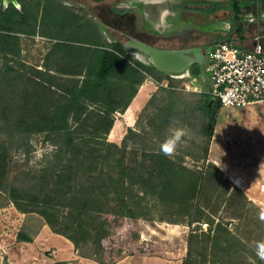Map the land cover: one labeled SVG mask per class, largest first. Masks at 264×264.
Returning a JSON list of instances; mask_svg holds the SVG:
<instances>
[{
    "label": "rangeland",
    "instance_id": "obj_1",
    "mask_svg": "<svg viewBox=\"0 0 264 264\" xmlns=\"http://www.w3.org/2000/svg\"><path fill=\"white\" fill-rule=\"evenodd\" d=\"M25 1L32 2L29 4L32 10L35 1ZM47 1L54 2L63 15L71 17L67 21L69 26L65 27L66 29L60 31L61 24L52 20L57 14H52L51 11H48L41 25V10L36 33L27 32L34 21L31 18L22 25V31L17 34L18 43L9 48L8 53H5V47L0 45V76L4 79L9 76L11 80L7 97L15 96L21 100L16 113L22 112L29 120L48 114V110L55 108L54 99L59 103L63 102L65 90L77 83L80 85L87 78L84 63L69 56L59 43L77 50L79 47L91 46L93 40L113 43L114 39L120 38L124 41L127 36L123 33L129 34L132 30V18L128 17L122 21L117 16L116 12L121 11L116 7L117 0H43L45 4ZM211 1L186 0L180 3L178 0H161L144 3L143 8L148 13L147 22L162 32L172 33L173 36L172 40L157 42L153 36H148L147 42L166 49L186 46L188 42H182L181 37L177 36L180 35L178 32L189 14L205 17L199 8L207 7ZM218 2L229 3L228 0ZM185 3L187 6L183 5ZM2 4L4 7L11 5L3 0ZM16 7L21 9L22 5ZM167 7L184 11V14L177 16L169 13ZM167 14L170 17L167 18ZM210 15L213 13L206 14V17ZM73 22H76L75 26ZM129 55L137 59L135 55ZM151 70L164 77L168 75L160 73L156 67ZM163 84H168L166 78ZM175 84L185 100L191 102L198 99L188 94L200 92L179 89L184 84L180 79H177ZM115 95L121 107L129 98L122 88L115 92ZM161 103H164L163 98L159 96L149 110L138 113L134 126L137 133L130 136L121 152L124 161L122 169L125 172H130L132 167L141 163L142 169H146L144 177L150 176V171L153 172L152 175L159 176L160 158L147 156L144 148L154 147L159 153V145L170 129L154 134L152 139H146L144 133L148 127L149 114L155 110L156 104ZM182 108L183 123L179 126L188 130V136L171 159L177 168L185 165L190 171L202 176L195 200L202 209L201 216L198 217L195 212L198 206L194 209L193 218L185 216V200L189 194L191 172L181 170L174 177L178 190L173 192L174 197L168 201L159 200L153 193L159 188H155L151 189L153 191L141 202L134 201L126 208L133 210L134 215L102 213L98 215L104 224L91 220L90 224L84 227L85 231L78 234L81 240L77 248L80 257L74 264L259 263L254 254L253 242L264 239V223L258 218L259 210L264 208V102L248 107H221L216 116L214 135L217 136L213 135L210 139L205 132L209 121L208 113L203 109L193 111L188 106ZM3 111L4 106L1 103L0 113ZM117 117L121 118L120 112L116 113L115 119ZM175 126L177 125L172 127ZM43 129L45 128L41 126L35 127L30 144L12 152L11 174H25L26 171L42 166L46 156L54 149L52 141L46 137L48 131ZM86 129H93V124L90 122ZM117 131L114 136L109 133V138L114 139ZM126 133L119 144H122ZM113 163L114 158L110 157L108 164ZM148 168L150 171H147ZM237 172L245 173L252 184L253 187L244 188L248 194L233 182L232 177ZM159 180L158 178L156 182ZM136 190L140 192L142 189L136 187ZM249 192L258 194L260 198L252 200ZM0 204H5L0 207V228L8 229L10 217L1 218V214L7 212L4 209L9 206H14L21 213L32 214L24 218L26 225L18 233L19 240L29 238L33 228L40 223H52L37 212H22L13 202H8L5 194L0 193ZM196 216L199 221H193ZM78 217L80 216L76 218ZM219 222L229 229L231 236H227L223 247H205L206 235L215 236L214 229ZM78 223L76 222V225ZM192 235L194 239L191 247Z\"/></svg>",
    "mask_w": 264,
    "mask_h": 264
},
{
    "label": "trees",
    "instance_id": "obj_2",
    "mask_svg": "<svg viewBox=\"0 0 264 264\" xmlns=\"http://www.w3.org/2000/svg\"><path fill=\"white\" fill-rule=\"evenodd\" d=\"M34 1L31 10L29 4L32 2L19 1L22 8L18 9L14 4L4 7L0 0V45L5 47V53L18 43L17 34L22 31V25L31 18L34 21L27 32L36 33L41 10H43L41 25L48 11H51L52 14H57L52 20L56 24H61L60 31L69 26L67 21L71 17L63 15L54 2L47 1L45 4L43 0ZM242 8V0H236L230 5L217 2L215 7L209 8L208 11L232 9L233 19L238 21ZM75 23L73 22L74 26ZM91 44L74 50L64 43H59L63 50L70 54L69 56L84 63L87 78L80 85L77 83L67 88L64 92V101L59 103L54 99L55 108L37 119L29 120L22 112L16 113L21 100L15 96L7 97L11 80L9 76L6 79L0 76V104L4 106V111L0 113V193L5 194L8 202H13L22 212H37L52 221L54 231L69 238L76 249L81 243L78 234L85 231L84 227L89 225L91 220L104 224L98 214L134 215L133 210L126 208L134 201L141 202L155 188H159L157 192L156 190L153 192L157 198L163 202L168 201L174 197L173 192L178 190L174 177L181 170L190 171L185 165L177 168L171 157L158 153L154 147H145L147 156L160 158L159 176L152 175L153 172L148 168L147 171H150L151 175L144 177L146 169H142L141 163L132 167L130 172H125L122 169L124 161L121 152L125 149L130 136L133 134L135 136L137 132L133 127H128L122 144L108 138L116 113L125 112L138 92L139 85L148 75L158 82V89L142 112L149 110L159 96L163 98L164 103L156 104L155 110L149 114L148 127L144 133L146 139H152L156 133L168 131L174 125L173 121L183 123L182 106H188L193 111L203 109L208 113L209 121L205 132L210 139L214 135L217 112L222 107L221 100L209 92H191L188 95L198 99L191 102L185 100L177 90L175 84L177 78L161 70L160 73L168 75L164 77L153 73L151 69L155 66L147 65L130 56L128 48L122 43L93 40ZM196 68L193 69L194 73L198 72ZM165 78L168 80L167 85L163 84ZM136 84L138 85L135 86ZM121 88L129 95L122 107L117 103L115 95ZM8 108L10 111H7ZM90 122L93 129L88 130L86 128ZM37 126L48 131L46 137L52 141L54 149L46 156L41 167L26 171L25 174H11L12 152L30 144V138ZM110 157L114 158L113 165L108 164ZM190 172L185 216L193 218L197 206L196 215L201 216L202 209L195 200L198 196L199 179L202 176L194 171ZM158 178L160 180L156 182ZM136 187L142 190L137 192ZM3 206L5 204H0V207ZM77 216L80 217L76 218ZM197 216L193 221L200 220ZM76 222L79 223L76 225ZM214 232L215 236L206 235L205 247L211 246L213 249L223 247L227 236L232 234L220 222ZM193 239L194 235L191 236V247ZM258 262L264 263L259 259Z\"/></svg>",
    "mask_w": 264,
    "mask_h": 264
},
{
    "label": "crops",
    "instance_id": "obj_3",
    "mask_svg": "<svg viewBox=\"0 0 264 264\" xmlns=\"http://www.w3.org/2000/svg\"><path fill=\"white\" fill-rule=\"evenodd\" d=\"M243 8L240 19L235 21L233 13L227 9H220L216 12L208 11L210 7L199 8L205 17L189 14L199 27V33L190 35L187 44L202 48V60L195 64L197 73L191 70L190 74L184 76H171L183 79L184 83H192L201 92H209L212 87V75L207 70L209 63V51L217 41L233 42L243 48L250 49L255 43V36L259 29V20H262V41L264 42V0H242ZM166 12V11H165ZM206 17V14H211ZM252 27V30L250 28ZM189 45V46H190ZM187 46V45H186ZM182 48V47H178ZM170 75V74H169ZM165 85V84H164ZM158 89V82L150 75L138 87V92L128 105L124 113H120L110 130V136L117 134L114 139L119 143L128 127L137 123V115L145 107L151 96ZM133 109V116L129 119V112ZM135 129V128H134ZM217 135H214V137ZM233 182L247 194L248 187H253L246 178L245 173L237 172L232 177ZM245 188V189H244ZM264 189V188H263ZM252 200L260 198L258 194L249 192ZM7 212L1 214V218L10 217L8 229L0 228V264H74L79 259V253L74 243L59 233H56L51 224L40 223L33 228L29 238L18 239V233L25 227L24 218L31 213H21L14 206L4 209ZM9 215V216H8Z\"/></svg>",
    "mask_w": 264,
    "mask_h": 264
},
{
    "label": "built area",
    "instance_id": "obj_4",
    "mask_svg": "<svg viewBox=\"0 0 264 264\" xmlns=\"http://www.w3.org/2000/svg\"><path fill=\"white\" fill-rule=\"evenodd\" d=\"M208 57L207 70L213 78L209 93L221 100L222 107H248L264 102V42L259 29L252 48L217 41ZM179 89L201 92L190 82Z\"/></svg>",
    "mask_w": 264,
    "mask_h": 264
},
{
    "label": "water",
    "instance_id": "obj_5",
    "mask_svg": "<svg viewBox=\"0 0 264 264\" xmlns=\"http://www.w3.org/2000/svg\"><path fill=\"white\" fill-rule=\"evenodd\" d=\"M129 1L149 2L153 0ZM143 18L144 12L139 13L136 19L138 26H142ZM124 45L129 49V54L135 55L141 62L147 65H153L157 69L170 74V76L190 74L195 64L202 60V48L191 46L190 44L182 48L166 49L131 36L125 40Z\"/></svg>",
    "mask_w": 264,
    "mask_h": 264
},
{
    "label": "flooded vegetation",
    "instance_id": "obj_6",
    "mask_svg": "<svg viewBox=\"0 0 264 264\" xmlns=\"http://www.w3.org/2000/svg\"><path fill=\"white\" fill-rule=\"evenodd\" d=\"M92 1H94V0H92ZM153 1L159 2L161 0H153ZM178 1L180 3H184L186 0H178ZM218 1L219 0H212L207 5V7L214 8L215 3H217ZM228 1H229L228 5H230L231 3H233L236 0H228ZM94 2H101V1H94ZM144 3H146V2H133V1L131 2L129 0L128 1L117 0L116 7L121 9V11L116 12L117 16L120 17L122 19V21L127 19L128 17L133 19L131 32L129 34L127 32H124L123 33L124 36H127V38L132 36V37L141 39V40L146 41V42H147L146 37H148V36H153L155 39V42L160 41V40H165V41L172 40L173 39L172 33H169L166 31L162 32L159 30L158 27L147 22V14L148 13L143 8ZM183 5L187 6L186 3ZM201 8H203V7H201ZM227 10H230L233 13L232 9H227ZM167 11L169 13H172V14L177 15V16H180L182 13L184 14V11L181 12V10H177L173 7H167ZM141 12H144V18H143L142 26H138L136 24V19L138 18V14ZM214 12H216V11H214ZM168 17H170V16L167 14V18ZM189 18H190V16L186 18V21L184 22L185 24L182 26L181 30L178 32V34H180V35H177V36L181 37L182 42H186V43L188 41H190V37H191L190 35L193 32L195 34L199 33L198 25L195 23L194 20H192V21H191V19L189 20ZM262 25H263L262 20H259L260 32L262 31V29H261ZM250 30H252V27L250 28ZM180 37H178V38H180ZM125 40L122 41L120 38H116V39H114L113 42L114 43H122V45L125 47V45H124ZM184 46H182V47H184Z\"/></svg>",
    "mask_w": 264,
    "mask_h": 264
},
{
    "label": "clouds",
    "instance_id": "obj_7",
    "mask_svg": "<svg viewBox=\"0 0 264 264\" xmlns=\"http://www.w3.org/2000/svg\"><path fill=\"white\" fill-rule=\"evenodd\" d=\"M175 127L170 128L169 134L160 143L159 150L167 157H172L176 154L178 148L184 143L185 137L188 136V130L179 126L178 121H173ZM259 220L264 223V208H261L258 213ZM253 249L255 256L264 262V239L253 242Z\"/></svg>",
    "mask_w": 264,
    "mask_h": 264
},
{
    "label": "bare ground",
    "instance_id": "obj_8",
    "mask_svg": "<svg viewBox=\"0 0 264 264\" xmlns=\"http://www.w3.org/2000/svg\"><path fill=\"white\" fill-rule=\"evenodd\" d=\"M4 1L8 5H9V3L10 4L12 3V4H14V5L18 6V7L21 6V4L18 2V0H4ZM132 116H133V109H131L130 112H129V119H131Z\"/></svg>",
    "mask_w": 264,
    "mask_h": 264
}]
</instances>
